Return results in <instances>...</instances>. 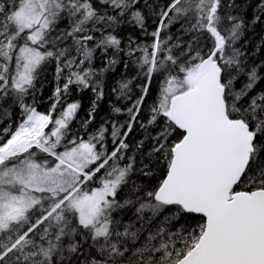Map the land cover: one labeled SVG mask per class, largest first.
Returning a JSON list of instances; mask_svg holds the SVG:
<instances>
[{
    "label": "snow or ice",
    "instance_id": "obj_1",
    "mask_svg": "<svg viewBox=\"0 0 264 264\" xmlns=\"http://www.w3.org/2000/svg\"><path fill=\"white\" fill-rule=\"evenodd\" d=\"M260 24L264 0H0V264H264Z\"/></svg>",
    "mask_w": 264,
    "mask_h": 264
},
{
    "label": "trees",
    "instance_id": "obj_2",
    "mask_svg": "<svg viewBox=\"0 0 264 264\" xmlns=\"http://www.w3.org/2000/svg\"><path fill=\"white\" fill-rule=\"evenodd\" d=\"M264 37V24L257 25L253 30H250L248 34L245 36V39L248 41V48L250 49H255L261 42V38ZM264 56V54H261ZM120 71H117L116 76L119 77ZM46 79L43 80V100L40 103V110L45 111L48 107V104L50 103V100L48 99L55 87V82L53 80V73L51 71H48L46 74ZM129 75H132V73H129ZM159 88V81L154 80L152 85H151V93L154 96L156 92L158 91ZM136 91H139V88H136ZM79 99H82V103L84 105V108L87 109L89 102H90V95L88 94H81L80 97H76ZM40 99V96L38 94V100ZM149 103H151V98L149 99ZM83 114V113H82ZM108 103L107 101L103 102L101 110L99 112V115L97 117V123L105 118L108 115ZM138 135H140L138 133ZM136 179L137 177H133Z\"/></svg>",
    "mask_w": 264,
    "mask_h": 264
}]
</instances>
